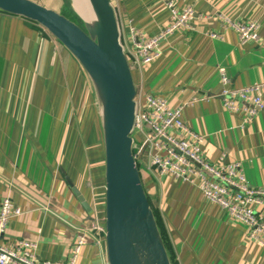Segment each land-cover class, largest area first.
Returning <instances> with one entry per match:
<instances>
[{"label": "crops", "instance_id": "crops-1", "mask_svg": "<svg viewBox=\"0 0 264 264\" xmlns=\"http://www.w3.org/2000/svg\"><path fill=\"white\" fill-rule=\"evenodd\" d=\"M188 2L196 10L190 26L168 37L152 64L131 68L135 99L152 93L173 107L187 103L183 119L205 136L207 156L216 160L225 154L227 161L240 162L248 184L262 188L264 110L244 123V113L224 109L219 69L234 87L264 82V0ZM111 3L129 50L132 28L152 36L169 22L161 0ZM218 14L258 21L260 41L240 45L236 31ZM88 88L64 46L39 25L0 11V202L9 194L23 210L9 222L3 241H36L41 260L65 261L77 232L92 225L95 210L104 218L101 128ZM139 170L174 264H264V248L247 242L245 226L206 200L196 186L161 176L150 168L147 155ZM80 264H108L104 241L89 235Z\"/></svg>", "mask_w": 264, "mask_h": 264}, {"label": "built area", "instance_id": "built-area-1", "mask_svg": "<svg viewBox=\"0 0 264 264\" xmlns=\"http://www.w3.org/2000/svg\"><path fill=\"white\" fill-rule=\"evenodd\" d=\"M161 1L169 11V22L152 36L132 28L133 48H125L131 68H145L156 61L161 56L163 42L188 28L196 17L195 7L188 0ZM216 16L236 31L240 45L260 41L258 21L235 20L225 14ZM211 36L217 35L213 33ZM219 70L224 109L244 113V123H251L264 110V82L234 87L224 69ZM136 102L132 136L138 166L147 155L150 168L161 176L196 186L206 200L227 212L234 222L245 226L247 242L264 248V187L254 188L248 184L240 162L227 161L225 154L216 160L207 156L202 149L205 136L192 130L183 119L187 103L173 107L166 98L152 93L145 94ZM91 187L95 191V187ZM22 214V208L15 204L11 195L2 197L0 264H80L83 251L89 244V235L95 236L98 243L104 241L103 217L95 210L92 225L77 232L71 255L65 261L41 260L37 255L36 241H3L11 219Z\"/></svg>", "mask_w": 264, "mask_h": 264}, {"label": "water", "instance_id": "water-1", "mask_svg": "<svg viewBox=\"0 0 264 264\" xmlns=\"http://www.w3.org/2000/svg\"><path fill=\"white\" fill-rule=\"evenodd\" d=\"M79 24L35 0H0V11L33 22L77 60L98 108L104 154V246L108 264H174L134 157L136 84L111 0H88ZM87 212L90 204L74 188Z\"/></svg>", "mask_w": 264, "mask_h": 264}, {"label": "rangeland", "instance_id": "rangeland-1", "mask_svg": "<svg viewBox=\"0 0 264 264\" xmlns=\"http://www.w3.org/2000/svg\"><path fill=\"white\" fill-rule=\"evenodd\" d=\"M42 4L49 6V7H53L55 9H57L59 12L72 17V13H71V7L69 6L70 3H68V1L66 0H39ZM54 5L58 6V7H54ZM42 28V27H40ZM43 29V28H42ZM44 30V29H43ZM45 31V30H44ZM46 33H48L47 31H45ZM49 34V33H48ZM80 106V104H79ZM83 106V104H82ZM82 106L80 109H82ZM84 108V107H83ZM84 118H85V114H84Z\"/></svg>", "mask_w": 264, "mask_h": 264}, {"label": "bare ground", "instance_id": "bare-ground-1", "mask_svg": "<svg viewBox=\"0 0 264 264\" xmlns=\"http://www.w3.org/2000/svg\"><path fill=\"white\" fill-rule=\"evenodd\" d=\"M76 11L87 21H92L94 16L88 0H73Z\"/></svg>", "mask_w": 264, "mask_h": 264}, {"label": "trees", "instance_id": "trees-1", "mask_svg": "<svg viewBox=\"0 0 264 264\" xmlns=\"http://www.w3.org/2000/svg\"><path fill=\"white\" fill-rule=\"evenodd\" d=\"M71 13H72V17H70V18H72V19H74L75 21H77L79 24H82V22H81V20L78 18V16L76 15V14H74L72 11H71ZM41 30H43L42 28H41ZM43 32L47 35V33L43 30ZM154 208V207H153ZM154 211H155V214L158 216V222H159V224H160V226H161V223H160V217H159V213L157 212V209L156 208H154ZM162 227V226H161ZM162 232H163V235H164V238H165V240H166V236H165V232H164V230L162 229ZM166 242V241H165ZM168 245V244H167Z\"/></svg>", "mask_w": 264, "mask_h": 264}]
</instances>
